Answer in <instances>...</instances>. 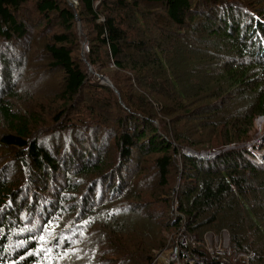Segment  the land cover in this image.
I'll list each match as a JSON object with an SVG mask.
<instances>
[{"label": "trees", "instance_id": "1", "mask_svg": "<svg viewBox=\"0 0 264 264\" xmlns=\"http://www.w3.org/2000/svg\"><path fill=\"white\" fill-rule=\"evenodd\" d=\"M30 2L47 38L0 50V264H152L181 224L198 242L205 228L228 231L229 255L193 249L205 264H264V146L252 135L264 116V0H0L6 45L29 34ZM75 14L88 61L104 76L100 55L112 61L118 94L87 73ZM36 70L61 72L47 117L36 100L28 110L8 100ZM100 137L113 139L116 159ZM152 155L160 187L174 156L181 164L173 193L183 219L169 211L173 234L160 246L131 178ZM133 231L144 233L136 243L125 237Z\"/></svg>", "mask_w": 264, "mask_h": 264}, {"label": "rangeland", "instance_id": "2", "mask_svg": "<svg viewBox=\"0 0 264 264\" xmlns=\"http://www.w3.org/2000/svg\"><path fill=\"white\" fill-rule=\"evenodd\" d=\"M25 13H26L25 18L28 21L26 25L27 27H29V34L21 40H14L12 44L8 43V45L4 43V40L0 39V50H3L5 47H8V46H10L11 48L18 49V50L24 49V46L32 49L37 46L38 41L42 40L43 38H47L45 37V33L49 27L46 25H43V24H46L45 22H42L43 24L41 23L42 19L40 18V16H37L35 11L33 10L31 2L29 3L27 10H25ZM98 20H101V17L100 19L98 18ZM82 26L83 24L80 22L81 29H82ZM77 27L78 26H77V21H76V28ZM52 30L53 29H51V31ZM82 32H83V36L79 39V44H80L79 49L80 50L77 53L81 60H82V53L87 58L88 44H89V41L86 35H84L86 33V30H82ZM12 58L13 59L17 58L15 50H14V54ZM100 61H103V63H105L108 68V69H103L102 71L103 74L107 76V72L109 70L113 71L114 69L112 65V61L104 59L103 55H100ZM87 67L88 66H86V71L89 74L91 72L87 69ZM101 68H102V65H94L91 69L94 72H100L102 70ZM60 75H61L60 71L46 70L44 73H41V74L39 70L34 71L32 75L29 76L27 83L21 84L19 82H16L14 84L15 86L16 85L18 86V89L15 90L17 94V100L14 97L8 99L10 102V105L13 106V108L28 110L29 105H33L34 101L36 100V104L33 110L37 113H41L42 117H47L52 111V109L55 108L57 104L59 103L58 100L53 99V97L50 95L54 91H60L59 87L56 88L60 82ZM7 91L9 90L7 89L4 90V95L5 93H7ZM100 94L101 96L104 97L105 101L109 102L107 99V96H108L107 93L100 91ZM156 125L157 127H160L158 123ZM5 129L6 128L4 127V123L0 120V132L1 131L5 132ZM48 132H51V131L49 130ZM252 135L253 137H256L254 138V142H258L260 146H264V116H259L255 118L254 127L252 129ZM70 136L72 137L74 136V134H68V137ZM101 138L102 137H100L99 140H101ZM51 140H52L51 141L52 143L56 144V140L54 136L51 138ZM51 142L49 141L48 144H51ZM102 142H104V145L108 146L107 147L108 151L110 150L112 152L113 158L115 157L116 159L117 149H115L113 139L112 138H106V139L102 138ZM186 148L187 147H183L181 152L182 151L185 152ZM260 148L261 147L259 146L257 147L258 150ZM65 150L68 156L73 155L72 152L70 153V150H67V149ZM65 150L62 149V151H65ZM0 154H1V151H0ZM82 154L85 155L84 153ZM154 157L155 155L142 156L141 158L144 160L140 167L145 170V173H141L140 175L133 174L131 175V178L134 180V187L135 188L137 187V189H139L138 193L140 194L141 198L144 200V205L142 206V209L148 208L149 210H151L153 217H154L152 218V225L149 224V221H150L149 217L145 218L144 215L138 220V222L141 221V222H145L149 224L150 229H144V231L147 232L148 235H150V238L155 239L158 242L157 246H160L164 242L166 236L169 239V237L173 234V232L171 233L169 232V230L171 229V225L170 226L166 225L167 218H170L169 211L171 210L170 216L171 214L173 216L179 214L178 213L179 211L176 207L177 200L174 198L173 192L177 190L176 188L178 187V184L180 181L179 177L177 176V172L179 171L181 164H180L179 155L174 156L175 161H174V164L172 165L170 175L168 176V183L164 187H160L159 186L160 180L158 179V176L155 170L153 169V165H152V162H153L152 159ZM137 158H138V155H135L134 163H132V165L128 169L130 173L135 169L134 166H135V161ZM12 170L14 169L9 168L7 171L12 173ZM21 170L23 172V178H25L26 173L24 172L23 168ZM156 189H159V190H156ZM128 202H130L131 204H135L134 200L132 199H129ZM140 211L141 209L136 211V214L140 215ZM167 213H168V217L166 216ZM210 229L211 228H205V230L202 232V241L204 243L207 241V244L212 241L213 235H219V232H217V230L219 229H211V230ZM221 231H220L221 234L227 233V237H229V233L226 229L221 230ZM143 235L144 233L138 234L136 231H133L132 233L125 234V237L127 241L136 243L142 239ZM214 237L217 238V236H214ZM132 243H130L129 245H131ZM157 246L155 249H157ZM130 249L132 250V247ZM155 249L151 250V254L154 252ZM203 250L205 251V253L208 254L207 247L203 248ZM235 257L236 259L238 258V260L240 261L245 260L244 254H238ZM74 261H77V260H74ZM76 263L79 264L80 262L79 263L76 262ZM246 264L248 263L246 262Z\"/></svg>", "mask_w": 264, "mask_h": 264}, {"label": "built area", "instance_id": "3", "mask_svg": "<svg viewBox=\"0 0 264 264\" xmlns=\"http://www.w3.org/2000/svg\"><path fill=\"white\" fill-rule=\"evenodd\" d=\"M67 2L71 6H76L78 0H67ZM98 2L99 0H96L95 3ZM178 215L183 219L182 214ZM183 230L184 226L181 224L180 232L173 234L170 245L155 253L152 264H205L204 259L193 251L197 247H207L208 254L211 257L229 255L231 252L227 233L221 234V231L219 235H213L212 241L207 244V241L205 243L203 241L198 242L193 235L181 234ZM214 236H217V238Z\"/></svg>", "mask_w": 264, "mask_h": 264}, {"label": "water", "instance_id": "4", "mask_svg": "<svg viewBox=\"0 0 264 264\" xmlns=\"http://www.w3.org/2000/svg\"><path fill=\"white\" fill-rule=\"evenodd\" d=\"M71 6V5H70ZM73 7V6H72ZM75 18H76V20H77V28H78V33L79 34H81V27H80V20H79V17H78V15L77 14H75ZM82 60L86 63V65L88 66V70L90 71V72H93L95 75H97V77L99 78V80H100V83H102V84H105V85H108V86H110L113 90H114V92L116 93V94H118V91L116 90V88L112 85V83H111V81L106 77V76H104V75H101V74H99L98 72H94V71H92V65L90 64V62L88 61V59L86 58V56L82 53ZM191 152H193L191 149H189V148H186V153H191ZM200 154V156L201 155H209V154H211V153H209V152H200L199 153Z\"/></svg>", "mask_w": 264, "mask_h": 264}, {"label": "snow or ice", "instance_id": "5", "mask_svg": "<svg viewBox=\"0 0 264 264\" xmlns=\"http://www.w3.org/2000/svg\"><path fill=\"white\" fill-rule=\"evenodd\" d=\"M85 223H87V222H85ZM41 239H43V237H41Z\"/></svg>", "mask_w": 264, "mask_h": 264}, {"label": "clouds", "instance_id": "6", "mask_svg": "<svg viewBox=\"0 0 264 264\" xmlns=\"http://www.w3.org/2000/svg\"><path fill=\"white\" fill-rule=\"evenodd\" d=\"M74 7V6H73ZM186 152V151H185Z\"/></svg>", "mask_w": 264, "mask_h": 264}]
</instances>
